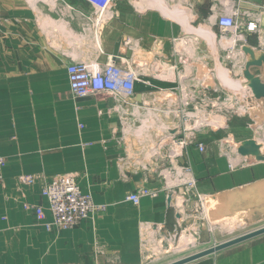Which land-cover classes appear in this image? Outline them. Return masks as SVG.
<instances>
[{
	"label": "crops",
	"instance_id": "crops-1",
	"mask_svg": "<svg viewBox=\"0 0 264 264\" xmlns=\"http://www.w3.org/2000/svg\"><path fill=\"white\" fill-rule=\"evenodd\" d=\"M153 1L158 6L151 0L118 3L116 18L96 38L82 29L83 14L92 10L83 0H0V158L5 160L0 165V264H143L152 229L169 230L176 222L162 182L148 169L152 162L142 157L146 148L128 140L147 106L177 103L179 109L216 116L235 102H249L248 114L262 113L250 127L264 126V98L248 89L246 77L251 55L252 61L264 55V0ZM235 9L259 29L246 35L240 56L227 57L230 42L221 39L214 20ZM113 58L144 69L151 85L138 83L136 104L110 116L112 97L74 99L68 66L78 61L104 65ZM250 71L264 82V64ZM211 99L220 103L212 106ZM231 136L226 144H208L203 153L187 148L183 160L203 192L264 183V162L233 156L238 150L232 144L238 143ZM67 173L79 174L82 191L105 211L96 221L48 230L23 203L47 208L43 184ZM30 175L39 177L35 185L19 184L21 176ZM144 188L160 192L143 196L139 204L127 199ZM52 219L47 212L48 222ZM190 264H264V235Z\"/></svg>",
	"mask_w": 264,
	"mask_h": 264
},
{
	"label": "rangeland",
	"instance_id": "rangeland-1",
	"mask_svg": "<svg viewBox=\"0 0 264 264\" xmlns=\"http://www.w3.org/2000/svg\"><path fill=\"white\" fill-rule=\"evenodd\" d=\"M146 108L142 109V123L130 130L135 132L142 128V140L132 135L128 140L132 139L138 148H146L148 160L159 148L158 156L162 155L159 164L150 163L148 169L170 167L173 145L166 144V130L177 129L181 140H190L195 135L206 145L216 141L221 144L231 135L237 143L264 144V126L250 127L262 117L260 111L218 118L209 117L207 112L197 115L192 109H179L177 103L170 102L162 106L154 103ZM156 178L159 179L157 175ZM172 184L175 186L165 192L175 194L176 208H172L176 213L175 226L169 230L158 226L156 231L152 229L145 243L143 264H170L264 227V183L219 194L203 192L198 183L193 186Z\"/></svg>",
	"mask_w": 264,
	"mask_h": 264
},
{
	"label": "built area",
	"instance_id": "built-area-1",
	"mask_svg": "<svg viewBox=\"0 0 264 264\" xmlns=\"http://www.w3.org/2000/svg\"><path fill=\"white\" fill-rule=\"evenodd\" d=\"M83 1L88 3L92 10L88 14H83L85 22L82 25V29L84 32L87 30L92 31L96 38H98L102 28L116 18L115 6L123 0ZM186 6L191 7V4L187 2ZM214 26L222 31L221 39L230 42L228 45L230 53L227 54V57L229 54L233 56L235 53L237 56H240L241 45L247 42L246 35L256 33L259 29L257 22L241 20V12L239 9H235L230 14H218L214 20ZM116 59L113 58L111 62L104 65H94L84 61L72 62L68 66V77L74 99H86L90 96L100 95L112 97L114 99V106L107 113L110 116L116 113L120 115L125 114L128 106L135 105L138 98L136 85L143 83L150 86L151 80L148 79V75L144 69L135 66L130 61L122 59L117 61ZM208 103L212 106H217L220 102L211 99ZM246 103L248 105H239L235 102L231 106L233 109L226 108L227 110H219L218 112L220 114L215 117L227 118L229 115H248L252 106L250 107L249 102ZM209 117L214 116L209 115ZM120 119L121 122H125L123 117ZM122 141H125V137L121 138L118 143ZM167 143H172L173 145L170 148L169 154L170 167L165 170L151 168V172L156 173L155 175L161 179L160 181L163 184L162 190L165 191L174 187L175 184L172 183L176 182L182 186L195 185L197 180L194 177L192 168L183 159L187 148L190 146H196L203 153L206 152L207 145L199 141L195 135H192L190 140H181L180 137H176L170 142L166 141ZM222 143L224 144L223 141ZM160 152L159 148H156L153 156H157L158 160L152 163L159 164L160 157H162V155L158 156ZM225 155L230 161L231 169H234V164L231 161L232 156H229V153H225ZM234 155H237V153ZM242 161L243 163H247L245 160ZM0 165L5 166V160L2 158H0ZM78 178L79 174L77 173H67L55 176L50 181H46L41 188V193L47 199L48 207L46 208L42 205L24 201V210L32 212L37 221L43 223L48 230H69L83 221H96L102 216L105 211V206L95 204L92 196L82 191L78 183ZM38 181L39 177L34 175L21 176L19 178V184L28 187H32ZM20 192L22 199L26 200V194L21 189ZM159 192L158 190L144 188L132 193L127 199L135 204H139L143 196L157 197ZM47 212L53 218L51 222L47 220Z\"/></svg>",
	"mask_w": 264,
	"mask_h": 264
},
{
	"label": "water",
	"instance_id": "water-1",
	"mask_svg": "<svg viewBox=\"0 0 264 264\" xmlns=\"http://www.w3.org/2000/svg\"><path fill=\"white\" fill-rule=\"evenodd\" d=\"M243 50L245 53H247L249 55H251L253 53L250 48H243ZM255 56L256 55L253 53V57H255ZM249 60H250V62L248 64L247 70H246V77L250 80V84H249L248 89H251L252 92L254 93L255 97L258 98L259 100H261L264 98V82L261 79H258L257 77L253 76V74L250 71V67L255 66V65H257V66L263 65L264 64V55H260V59L257 61L255 60V58L252 61V55H251V58ZM260 123H262V122H260ZM166 134H167L165 136V138H167L166 141L170 142L179 135V131L177 129L166 130ZM231 137H233V136H231ZM224 143L226 144V142H224ZM232 145L234 148H236L238 150L239 154L242 157H244L245 159L249 160V162H252V163L264 162V144L258 145L254 141H246V142H242V143H238V144L233 143ZM147 152H148L147 149L142 150V157H147ZM252 156H254V158H252ZM149 160H151V162H155L158 160V157L152 156ZM168 202H169V205L171 208H176L175 205H176L177 201L175 199L174 193L168 195ZM156 230H157V227H155V231ZM263 235H264V227L254 231V232H251L249 234H246V235L240 236L238 238L229 240L225 243H222V244L217 245L215 247L206 249L204 251L193 254L191 256H188L186 258H183L181 260L175 261V262L170 263V264H190V263L196 262L198 260H201L203 258L212 256V255L219 253L221 251H224L226 249H229L233 246H236V245H239L241 243H244V242L250 241L252 239L258 238V237L263 236Z\"/></svg>",
	"mask_w": 264,
	"mask_h": 264
},
{
	"label": "bare ground",
	"instance_id": "bare-ground-1",
	"mask_svg": "<svg viewBox=\"0 0 264 264\" xmlns=\"http://www.w3.org/2000/svg\"><path fill=\"white\" fill-rule=\"evenodd\" d=\"M151 3H152V5L158 6V3H157V2L155 3L153 0H151ZM224 76H225L224 73H223V72H220V77H222L223 79H225ZM143 132H144V131L142 130V128H140L139 130L135 131V132L133 133V135H134L135 137H137L139 140H142Z\"/></svg>",
	"mask_w": 264,
	"mask_h": 264
}]
</instances>
